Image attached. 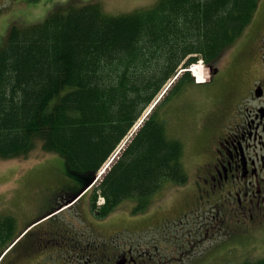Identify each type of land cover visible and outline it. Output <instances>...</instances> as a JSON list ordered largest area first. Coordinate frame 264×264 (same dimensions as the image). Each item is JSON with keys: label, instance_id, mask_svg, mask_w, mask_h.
Here are the masks:
<instances>
[{"label": "trees", "instance_id": "obj_1", "mask_svg": "<svg viewBox=\"0 0 264 264\" xmlns=\"http://www.w3.org/2000/svg\"><path fill=\"white\" fill-rule=\"evenodd\" d=\"M259 1L157 0L117 16L89 2L58 8L33 25L9 26L0 39V160L26 157L37 145L63 157L74 186L47 214L54 212L96 175L179 66L219 62ZM193 84L188 71L169 92ZM163 100L88 191L97 218L129 200L133 213L145 212L163 186L189 180L184 145L167 135L157 114ZM100 196L105 203L97 209ZM4 223L1 243L12 239Z\"/></svg>", "mask_w": 264, "mask_h": 264}, {"label": "rangeland", "instance_id": "obj_2", "mask_svg": "<svg viewBox=\"0 0 264 264\" xmlns=\"http://www.w3.org/2000/svg\"><path fill=\"white\" fill-rule=\"evenodd\" d=\"M20 1L24 0H0V39L4 36L3 32L7 24L14 20L33 24L45 15L46 10L54 11L58 8L64 9L68 5L78 7L95 2L108 15L117 16L131 13L142 7L149 8L157 0H40L38 12L37 9L21 11ZM56 6L58 8L52 9ZM16 12L27 17L19 20ZM257 12L252 20L255 28L259 26L264 15V12ZM252 32L246 41L240 43L230 59L227 56L222 57L216 65L222 70L210 82L209 70L203 65L202 78L206 79L209 84L185 86L178 95H172L169 91L177 83V79L173 78L171 82L167 81L149 103L150 105L146 107L143 113L144 118L147 117L153 102H157L159 98L164 99L157 114L166 126L167 135L178 139L184 145L183 165L190 177L189 185L179 187L175 184H166L161 192L155 195L152 199L151 211H162L157 220L148 221L143 214L133 213L135 203L131 200L120 203L108 217L97 218L90 209L91 194L89 193L75 205L71 204L62 209L63 211L60 210L61 212L56 211L58 212L56 215L54 212L45 217V214L67 198L74 182L64 172V158L54 152L41 151L40 146L37 145V148L26 157L0 160V221L9 222L4 224L7 228L12 227V235L23 233L19 240L27 233L30 235L37 232L45 233L49 228H67L73 233H81L83 240L88 239L101 243L113 238H121L126 243L140 244L146 240L147 236L154 235L156 232L149 233L150 228L157 224L160 226L162 220L161 222L159 220L163 216L170 219L177 217L180 212L186 210L181 206L183 201L187 198H189L188 201L195 199L194 190L189 186H193L194 180L198 179L196 176L203 170L202 165L211 160L209 152L212 148L209 145H212L222 129L231 123V114L228 116V109H231L229 104L233 102L229 100L228 94L237 87H233V81L240 79L241 73L249 62L251 66H254L257 61V59L252 61L251 59L255 56L248 52L253 40ZM197 71L196 73L200 74L201 69L198 68ZM176 74L178 75L179 72ZM190 76H192L191 72ZM165 91H167L166 94ZM96 202L102 203L99 197ZM220 203L214 202L211 198V203L203 206L204 211L200 209V214L203 213L200 215L201 245L195 248L196 253L190 254L186 248V253L179 263L195 264L196 256L202 257V264H242L259 261L260 258L264 259V239L262 238L264 228L259 229V235L258 233L250 235L243 229L234 227L228 219L226 220L229 224L228 228L232 226L233 228L226 229L223 224L216 225V228L205 236V227H209V222L213 221L210 219L212 214L222 216L221 214L226 210L235 209L234 206H221ZM96 206L98 209L99 203ZM185 243L187 245V241ZM10 250L11 248L3 254L2 258ZM20 250V244L13 248L11 254L5 258L4 264L11 262Z\"/></svg>", "mask_w": 264, "mask_h": 264}, {"label": "flooded vegetation", "instance_id": "obj_3", "mask_svg": "<svg viewBox=\"0 0 264 264\" xmlns=\"http://www.w3.org/2000/svg\"><path fill=\"white\" fill-rule=\"evenodd\" d=\"M40 2L20 1L21 11L37 9L38 12ZM262 9L264 0L259 1L255 14L257 11L264 12ZM16 13L19 20L27 17L20 12ZM253 22L223 55L230 59L240 43L246 41L253 31L248 52L255 56L251 60L257 61L254 66L249 62L240 79L233 81V87H237L235 90L231 88L228 94L229 100L233 102L229 104L231 109H228L231 123L209 145L212 148L209 152L211 160L202 165L203 170L196 176L198 179L194 180L193 186H189L194 190L195 199L188 201L187 198L183 201L181 206L185 211L173 219L163 216L159 220H162L160 226L157 224L150 228L149 233H156L147 236L140 244L126 243L121 238L102 243L83 240L81 233H73L67 228H49L45 233L32 235L28 233L13 247L20 244L21 250L8 264H181L179 262L186 248L191 254L201 245L200 215L203 213L200 214V209L204 211L203 206L211 203V198L214 202H221V206L230 205L235 209L226 210L222 216L212 214L210 219L213 221L209 222L210 228L205 227V236L221 224L226 229L233 226L243 229L250 235H256L259 229L264 228V15L258 27L255 28ZM14 23L25 26L27 22L14 20ZM10 25L7 24V27ZM216 65L212 68L209 82L222 70ZM188 182L176 186L189 185ZM151 207L152 202L143 213L148 221L157 220L162 212L151 211ZM228 219L233 223L229 228ZM4 250V247H0V256ZM10 252L0 264L6 262L5 258ZM201 258L196 256L195 264H202Z\"/></svg>", "mask_w": 264, "mask_h": 264}, {"label": "bare ground", "instance_id": "obj_4", "mask_svg": "<svg viewBox=\"0 0 264 264\" xmlns=\"http://www.w3.org/2000/svg\"><path fill=\"white\" fill-rule=\"evenodd\" d=\"M197 68V69H196ZM198 68L201 69L200 74L196 73L198 72ZM193 71V77L195 78V80H197V83H203L206 82V79L202 78V75L204 74V69H202V65L200 64H195V66L191 69ZM198 74V75H197ZM151 109V108H150ZM193 160V159H192ZM191 160V161H192ZM193 163V162H192ZM183 164V163H182ZM179 192V191H178ZM180 198V197H179ZM108 216V215H107ZM101 217V216H100ZM11 223V222H10ZM120 232V231H119ZM6 234V233H5Z\"/></svg>", "mask_w": 264, "mask_h": 264}, {"label": "water", "instance_id": "obj_5", "mask_svg": "<svg viewBox=\"0 0 264 264\" xmlns=\"http://www.w3.org/2000/svg\"><path fill=\"white\" fill-rule=\"evenodd\" d=\"M96 178H97V175L94 176V177L90 180V182H89L88 184H86L85 187H84L83 189H81V190L75 195V197H73V198H72L70 201H68L66 204H70V203H72L73 201H75V199H76L77 197H79L81 194H83L84 191H85L90 185H92V184L95 182Z\"/></svg>", "mask_w": 264, "mask_h": 264}]
</instances>
